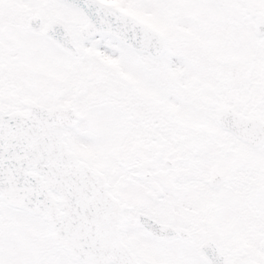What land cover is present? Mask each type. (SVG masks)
<instances>
[{"label":"snow or ice","instance_id":"obj_1","mask_svg":"<svg viewBox=\"0 0 264 264\" xmlns=\"http://www.w3.org/2000/svg\"><path fill=\"white\" fill-rule=\"evenodd\" d=\"M0 264H264V0H0Z\"/></svg>","mask_w":264,"mask_h":264}]
</instances>
